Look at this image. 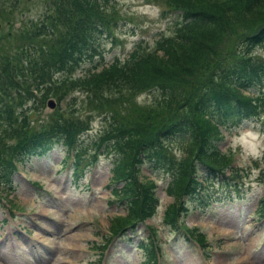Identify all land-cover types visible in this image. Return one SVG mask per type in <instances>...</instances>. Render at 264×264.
Returning <instances> with one entry per match:
<instances>
[{
  "label": "trees",
  "instance_id": "trees-1",
  "mask_svg": "<svg viewBox=\"0 0 264 264\" xmlns=\"http://www.w3.org/2000/svg\"><path fill=\"white\" fill-rule=\"evenodd\" d=\"M110 2L59 0L56 8L29 21L32 34L27 36L54 37L63 27L59 43L51 40L35 46L20 34L16 51L0 56V184L12 183L15 158L46 153L63 137L72 144L74 136L85 130L81 113L89 115L88 122L94 120L92 113H103L101 133L106 137L102 138L115 153L112 178L118 186L123 183L113 191L127 202L129 212L114 218L110 231L129 230L156 212L155 185L140 178L145 163L156 174L168 175L167 189L176 201L165 218L175 224L182 201L202 207L207 182L226 177L227 156L219 149L224 129L239 128L245 120L264 115V61L252 56L264 43V0H167L168 6L181 11L182 22L174 35L158 38L161 56L138 47L124 63L116 60L100 72L74 79L71 74L81 62L103 58L100 40L107 23L102 19ZM117 21L113 18L107 35ZM240 24L246 29L239 30ZM28 53L34 54L32 59ZM32 68L33 89L48 95L70 82L88 99L79 110L73 106L71 119L49 122L40 133L24 136L11 146L7 143L11 131L19 132L14 100L25 113L21 103L29 100L24 92L31 88L22 79L29 78ZM60 73L64 75L57 78ZM245 90L256 94L246 96ZM143 93L154 94V100L140 109L135 104ZM25 114L21 121L27 122ZM175 142L185 152L182 159L171 150ZM86 148H81L79 163L85 161ZM155 257L152 253L151 264Z\"/></svg>",
  "mask_w": 264,
  "mask_h": 264
},
{
  "label": "rangeland",
  "instance_id": "rangeland-1",
  "mask_svg": "<svg viewBox=\"0 0 264 264\" xmlns=\"http://www.w3.org/2000/svg\"><path fill=\"white\" fill-rule=\"evenodd\" d=\"M16 1L20 6L11 13ZM58 2L2 1L0 56L7 52L14 53L17 35L27 37L32 34L29 21L42 17ZM166 2L115 0V8L124 20L115 29V41H102L105 63H110L116 57L123 60L137 45L158 51L161 56L156 40L174 35L180 25L177 13L166 10ZM238 29L246 28L240 24ZM49 37L44 39L50 40ZM28 39L34 45L39 44L34 37ZM253 56L263 61L264 43L255 48ZM91 65L92 62L85 61L77 77H84L82 73ZM94 70L90 74L100 72L102 65ZM32 90L24 94L29 100H22L31 119L29 133L40 131V126L46 121L63 120L67 112L75 111L70 112L69 109L73 106L81 109L88 99L81 93H76L81 97L74 99L69 90H53L48 95ZM52 94L61 100L57 103ZM255 94L246 92L247 96ZM153 100L154 94L144 93L135 105L143 109ZM54 102L56 105L50 108L48 103L51 106ZM129 110L135 113L131 108ZM81 115L83 120L85 115ZM99 118L91 122L82 136L88 144V161L84 163L87 166L96 152V147L90 144L99 135L106 137L100 133L103 124ZM262 126L260 120H245L241 128L235 131L231 129L232 133L224 136L219 149L229 156L225 176H229L226 181L230 186L219 178L213 180L212 193L220 200H216L204 212L190 208L189 213L181 219L196 235H204L203 239L209 242L208 258L193 241L175 235L164 221V210L174 201L166 190L169 178L164 172L156 176L149 164L141 167L140 177L143 181L152 180L156 184L155 195L160 200L157 213L139 226L138 232L116 237L105 248L112 220L128 213L125 203L119 202L112 191L116 187L110 181L114 160L112 152L106 148L97 165L90 168L89 165L83 176L75 178L70 170L71 163L66 162V147L56 144L46 156H32L26 161L27 164L21 167L15 178L12 191L0 188L3 198L0 203V264H150V245L141 247L142 239L150 235L148 226L156 232L157 242L162 248L160 264H264V217L261 216L264 203L260 202L264 191L260 179L264 175ZM18 141L19 136L15 132L9 144L15 146ZM171 150L179 159L185 155L179 143H173ZM145 246L149 248L148 254Z\"/></svg>",
  "mask_w": 264,
  "mask_h": 264
}]
</instances>
